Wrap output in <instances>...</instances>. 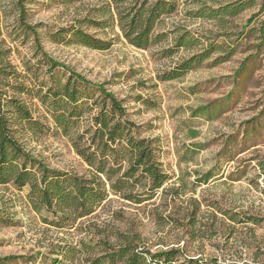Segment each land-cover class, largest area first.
Masks as SVG:
<instances>
[{
  "label": "rangeland",
  "instance_id": "1",
  "mask_svg": "<svg viewBox=\"0 0 264 264\" xmlns=\"http://www.w3.org/2000/svg\"><path fill=\"white\" fill-rule=\"evenodd\" d=\"M235 1L248 6L223 21L195 16L201 7ZM15 2L0 0V47L21 70L33 52L32 37L22 41L17 36ZM105 2L30 0L27 18L38 26L51 56L89 80L103 82L122 101L127 118L142 125L141 135L156 138L159 160L169 176L164 185L168 196L159 193L135 204L110 195L90 215L58 227L51 212L33 208L27 187L0 185V257H33L5 264H86L105 246L116 247L123 236L134 233L135 244L151 252L182 247L183 253L170 264H211V258L220 264H264V0H176V10L154 28V35L163 37L144 49L130 45L115 24L87 28L111 42L106 49L49 39L48 31L75 19L98 18L95 10ZM187 32L198 42L172 48L176 37ZM210 42L218 49L208 58L178 77L164 79ZM201 106L209 112L193 115ZM25 144L51 168L87 174L86 164L59 134L26 135ZM207 171L215 176L202 183L199 178ZM192 199L199 203L197 226L202 231L193 239L185 233L188 220L181 218ZM235 213L238 218L255 217V222L230 221L228 214ZM64 245L72 251L59 253ZM194 259L198 261L191 262Z\"/></svg>",
  "mask_w": 264,
  "mask_h": 264
},
{
  "label": "trees",
  "instance_id": "2",
  "mask_svg": "<svg viewBox=\"0 0 264 264\" xmlns=\"http://www.w3.org/2000/svg\"><path fill=\"white\" fill-rule=\"evenodd\" d=\"M74 1L79 0H60L61 3ZM29 3L30 0H16L15 10L17 36L21 35L22 41L32 37L31 57L19 70L7 60L6 50L0 47V185L27 187V198L33 208L51 212L52 223L58 227L72 225L77 219L90 215L110 195L135 204L151 200L159 193L167 195L169 191L164 185L169 176L159 160L156 138L141 135L142 125L127 118L122 101L103 82L89 80L44 49L38 26L27 18ZM247 6V2L235 1L218 8L201 7L195 16L223 21L227 16L238 15ZM176 8V0H106L95 10L100 15L98 18L83 16L48 31V35L55 43L101 50L108 48L111 42L88 32L87 28L115 24L130 45L144 49L163 37L154 35V28L163 16L172 14ZM245 26L241 27V32ZM261 40L264 44V36ZM197 42V38L187 32L176 37L172 48ZM216 49L215 43L206 44L199 52L182 60L164 79L184 74ZM232 52L233 49L222 59ZM248 59L235 70V78L244 70ZM207 112L208 107L201 106L193 110V115ZM49 131L70 142L75 154L88 167L87 174L51 168L26 147V135L40 137ZM214 176L212 171H207L199 181L207 183ZM199 213V203L192 199L181 216L188 220L187 225L181 227H187L185 233L192 239L195 233L202 232L197 226ZM227 218L236 223L255 222V217L238 218L236 213L228 214ZM174 221L180 223L177 218ZM134 235L123 236L124 240L116 247L105 246L101 255L88 258L86 264H170L183 253L180 246L153 252L140 248L135 244L138 237ZM62 248L64 251L59 253H65L66 248L72 251L67 245ZM18 258L33 259L5 255L0 257V264ZM58 261L54 259L55 263ZM195 261L198 260L191 262ZM210 261L220 264L217 258Z\"/></svg>",
  "mask_w": 264,
  "mask_h": 264
}]
</instances>
